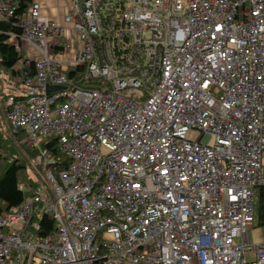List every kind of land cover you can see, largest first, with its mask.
Listing matches in <instances>:
<instances>
[{"label": "built area", "instance_id": "built-area-1", "mask_svg": "<svg viewBox=\"0 0 264 264\" xmlns=\"http://www.w3.org/2000/svg\"><path fill=\"white\" fill-rule=\"evenodd\" d=\"M67 3L9 33L34 74L5 117L40 182L0 213V264H264V0Z\"/></svg>", "mask_w": 264, "mask_h": 264}, {"label": "trees", "instance_id": "trees-1", "mask_svg": "<svg viewBox=\"0 0 264 264\" xmlns=\"http://www.w3.org/2000/svg\"><path fill=\"white\" fill-rule=\"evenodd\" d=\"M10 3L16 7L14 16L9 21H0V71L8 75H11V72V76L23 78L25 72H28L30 75L34 74L33 62H29V66H26L28 60L25 58L24 52H16L14 47L9 44V33L15 34L17 37L20 35L21 30L16 26V23L20 15L31 3V0H10ZM17 66H19L18 70L16 69ZM68 77H74L73 73L68 72ZM88 84L95 85L96 82H88ZM9 96H14V94L9 93L0 96V111L2 109V101H5ZM5 111L6 108L3 109V114ZM9 133V137L6 138L0 132V162L4 165V171L0 176V213H6L12 207L20 204L22 200L30 196L32 188L40 182L39 179L35 181L31 176L19 178L21 171L30 169L28 164H25V161L21 159L20 153L24 151L29 159L33 161L37 156V151L29 149L19 143L22 134L13 136ZM55 145L56 142L54 140L41 144L42 148H50L55 153H58ZM68 165L69 160L63 158V163L57 171L65 169ZM36 166L39 168L38 165ZM23 184L25 185L26 193L19 191V186ZM257 191V199L258 203H260V208L257 212L258 222L259 225H262L264 224V186L258 187ZM40 224L42 226L41 235L50 233L54 229L52 221L45 216L42 217Z\"/></svg>", "mask_w": 264, "mask_h": 264}, {"label": "rangeland", "instance_id": "rangeland-1", "mask_svg": "<svg viewBox=\"0 0 264 264\" xmlns=\"http://www.w3.org/2000/svg\"><path fill=\"white\" fill-rule=\"evenodd\" d=\"M177 1L184 4L186 0H177ZM62 4H63V0H62ZM60 23H61V25H64V21L62 18L60 19ZM67 43H69V41H67ZM70 45L72 46L73 43H70ZM22 47L26 48V44L23 43ZM10 74L12 75L11 72H10ZM11 75L5 74V73L0 71V92L4 93V94L12 93V94H14L16 96H20V97L23 96L25 94L26 89L23 85L22 78L19 76L14 77ZM122 94L125 97L138 98L140 92L139 91H133V90H127V91H124ZM3 107L4 106H3V101H2V109L0 111V115L3 114V109H4ZM5 120H6V118H5ZM0 132L3 133L6 138L9 137V135H8L9 131L6 130V127L4 126V120L1 119V116H0ZM20 157L23 161H25V164L26 163L28 164L30 169L21 171V173L19 174V178H22V177L26 178V176H31L35 181H37L38 178L36 176L38 174L36 173V170H37L36 160L34 159L32 161L31 159H29V157L27 156V154L24 151H22L20 153ZM3 171H4V165H3V163L0 162V176L3 173ZM23 186H25V185L23 184ZM259 204L260 203H258L257 196H255L254 217H256V218H255L254 222L251 223L248 227V232L250 234V238H251L252 242L260 241V239H261L259 231H258L259 222H258V213L257 212L260 208Z\"/></svg>", "mask_w": 264, "mask_h": 264}, {"label": "crops", "instance_id": "crops-1", "mask_svg": "<svg viewBox=\"0 0 264 264\" xmlns=\"http://www.w3.org/2000/svg\"><path fill=\"white\" fill-rule=\"evenodd\" d=\"M31 2H39L41 4L42 15L47 20L60 21V19L66 13V10L68 8L67 0H63V4H62V0H31ZM25 50L26 49H24V54L26 52ZM25 58H26V55H25ZM16 69L18 70L19 66H17ZM2 95H4V93L0 92V96ZM5 101H3L4 109L6 108ZM0 116H1V119L4 120V126L6 127V130H8V124H7V121L5 120L6 118L5 114H1ZM257 194H258V191L255 192V196H257Z\"/></svg>", "mask_w": 264, "mask_h": 264}, {"label": "water", "instance_id": "water-1", "mask_svg": "<svg viewBox=\"0 0 264 264\" xmlns=\"http://www.w3.org/2000/svg\"><path fill=\"white\" fill-rule=\"evenodd\" d=\"M61 88L60 87H50V86H47L46 87V90H45V93L47 95H49L51 92H54V91H57V90H60Z\"/></svg>", "mask_w": 264, "mask_h": 264}]
</instances>
